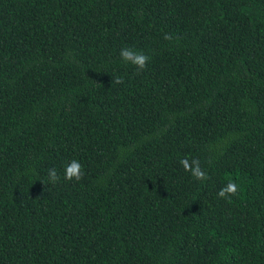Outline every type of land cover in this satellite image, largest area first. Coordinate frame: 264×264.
<instances>
[{
  "label": "trees",
  "instance_id": "obj_1",
  "mask_svg": "<svg viewBox=\"0 0 264 264\" xmlns=\"http://www.w3.org/2000/svg\"><path fill=\"white\" fill-rule=\"evenodd\" d=\"M0 264H264V0H0Z\"/></svg>",
  "mask_w": 264,
  "mask_h": 264
},
{
  "label": "clouds",
  "instance_id": "obj_2",
  "mask_svg": "<svg viewBox=\"0 0 264 264\" xmlns=\"http://www.w3.org/2000/svg\"><path fill=\"white\" fill-rule=\"evenodd\" d=\"M165 40L171 41L173 39L171 34H165L163 37ZM121 59L134 65L137 70V74L142 72L150 60V57L144 53L134 50L130 47H122L119 53ZM113 81L117 84L123 83V77L114 76ZM180 164L186 172H189L196 180L203 181L208 179L207 173L201 167L199 159H192L189 161L187 158L181 159ZM84 171L79 161L73 159L64 167L63 179L67 181H80L83 178ZM48 181L53 185L57 184L61 180L60 174L55 167L50 168L47 173ZM240 191L239 185L232 179H229L224 187H222L217 196L224 199H231L237 196Z\"/></svg>",
  "mask_w": 264,
  "mask_h": 264
}]
</instances>
